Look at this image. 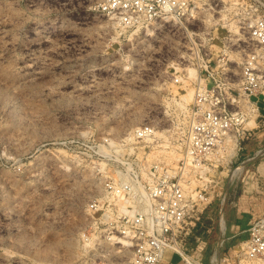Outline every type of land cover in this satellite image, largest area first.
<instances>
[{
  "label": "rangeland",
  "instance_id": "374dc122",
  "mask_svg": "<svg viewBox=\"0 0 264 264\" xmlns=\"http://www.w3.org/2000/svg\"><path fill=\"white\" fill-rule=\"evenodd\" d=\"M106 1L0 0V264H131L116 226L156 166L184 188L178 239L190 260L264 264L226 223L243 179L264 176L254 100L245 134L217 152L199 160L180 145L199 61L224 58L237 82L254 50L243 24L264 0H188L187 20L141 28L103 12Z\"/></svg>",
  "mask_w": 264,
  "mask_h": 264
},
{
  "label": "built area",
  "instance_id": "2783aa9c",
  "mask_svg": "<svg viewBox=\"0 0 264 264\" xmlns=\"http://www.w3.org/2000/svg\"><path fill=\"white\" fill-rule=\"evenodd\" d=\"M101 9L131 28L187 20L193 13L188 0H107ZM243 26L254 50L245 55L237 82L224 58L211 62L204 54L198 63L194 99L180 140L187 157L200 160L217 152L231 136L244 135L248 121L244 102L252 105L253 99L264 96V15L245 20ZM161 168L156 166L150 173L145 204L140 207L137 203L132 215L125 211L116 226L133 250L131 264H162L163 254L170 251L176 255V249L186 256L178 239L188 208L184 188L179 178L163 174ZM159 171L162 175H156ZM125 185L121 186L122 192L132 193V186ZM243 245L248 259L264 256V215L250 224ZM183 256L186 264H199Z\"/></svg>",
  "mask_w": 264,
  "mask_h": 264
},
{
  "label": "crops",
  "instance_id": "0c3cea01",
  "mask_svg": "<svg viewBox=\"0 0 264 264\" xmlns=\"http://www.w3.org/2000/svg\"><path fill=\"white\" fill-rule=\"evenodd\" d=\"M254 100V105L258 109L260 113L261 120L258 122V126L260 127L258 132H253L252 136L256 141V153L262 151L264 149V96L257 97ZM247 146L244 148L246 149ZM247 155L245 159L247 162L252 161L253 159H249L250 156L257 155L256 153H252L249 148L246 149ZM250 164V163H248ZM247 166V165H246ZM264 170V169H263ZM264 176L259 172L258 178L253 179L252 175H248L243 179L242 186L238 195L235 196L234 200L230 202V206H228L227 211L229 209L234 208L236 213L231 220H226V212L224 213V218L226 223H228L230 227V231L233 233L229 239L235 237H246L247 238V229L250 224L256 219L264 215ZM223 228V221L221 224ZM245 238V239H246ZM228 239V238H227ZM176 257L182 258V256L176 253ZM172 264V263H171Z\"/></svg>",
  "mask_w": 264,
  "mask_h": 264
},
{
  "label": "bare ground",
  "instance_id": "6f19581e",
  "mask_svg": "<svg viewBox=\"0 0 264 264\" xmlns=\"http://www.w3.org/2000/svg\"><path fill=\"white\" fill-rule=\"evenodd\" d=\"M226 23V22H225ZM230 24V23H229ZM194 73L195 71L194 70H190V75L193 77L194 76ZM191 94V93H190ZM190 94H187L186 96L183 97L184 101H189L190 98H191V95ZM234 139V138H233ZM233 147H235V144H231L229 146V151H232L233 150ZM232 154V153H231ZM207 158V157H206ZM228 158V157H227ZM229 159V158H228ZM200 167V166H199ZM261 168V167H260ZM263 168H264V165H263ZM203 171V169H202ZM202 175V174H201ZM204 178V177H203ZM123 179V178H122ZM126 184V183H125ZM124 185V184H123ZM135 189V188H134ZM132 198L135 200L137 198L138 200V203H140V205H142V203H144V196H145V193L143 191V187H141L140 189H138V191H136V193H133L132 195ZM136 201V200H135ZM145 204V203H144ZM142 207V206H140ZM144 210V209H143ZM136 212V211H135ZM176 253H179L181 256H183L180 252V250L176 249ZM184 259L188 260V262H191V260L187 257V256H183Z\"/></svg>",
  "mask_w": 264,
  "mask_h": 264
}]
</instances>
